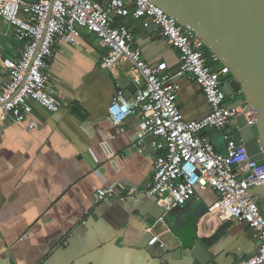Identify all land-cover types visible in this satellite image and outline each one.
<instances>
[{
	"label": "crops",
	"instance_id": "obj_1",
	"mask_svg": "<svg viewBox=\"0 0 264 264\" xmlns=\"http://www.w3.org/2000/svg\"><path fill=\"white\" fill-rule=\"evenodd\" d=\"M116 22L130 29L134 47L147 62L167 65L165 73L179 86L176 104L183 119L205 118L209 107L199 86L177 75L180 54L140 22ZM21 48L0 18V85L7 77L2 61L17 59ZM107 52L87 31L79 33L75 45L57 41L46 69L57 112L33 103L25 121L0 123V264H200L191 257L193 244L213 238L223 224L208 214L217 193L196 189L195 198L164 212L163 224L156 226L167 247L163 251L147 246L154 218L141 211L148 200L144 195L98 200L100 188L143 189L160 155L149 147L150 137L143 153L132 149L139 116L129 117L121 133L110 124L107 107L117 88L128 94L132 87L125 68L101 66ZM203 134L224 152L221 132ZM258 247L248 226L233 222L208 246V264H238Z\"/></svg>",
	"mask_w": 264,
	"mask_h": 264
},
{
	"label": "built area",
	"instance_id": "obj_2",
	"mask_svg": "<svg viewBox=\"0 0 264 264\" xmlns=\"http://www.w3.org/2000/svg\"><path fill=\"white\" fill-rule=\"evenodd\" d=\"M0 18L12 28L13 36L21 44L20 56L4 59L7 72L0 85V123L23 122L36 104L48 112L58 110L54 91L46 74L57 41L76 44L81 31L94 34L107 49L101 66L125 68L132 90L117 88L107 107L110 124L124 131V122L132 116L141 118L132 149L144 152L146 137L149 147L160 153L155 159L151 180L143 189L130 186L119 193L114 188L96 191L98 200L135 199L138 194L154 199L169 212L181 207L195 191L211 189L217 193L211 214L219 224L227 221L245 223L258 239L255 255L238 264H264V215L250 194L252 188L264 184V161H253L245 144L233 139L231 124L245 115L252 125V113L245 105L230 107L222 87L228 71L214 69L217 58L210 54L204 59L203 45L193 32L176 23L162 9L148 0H0ZM131 18L140 22L144 30H155L181 56L178 76H185L200 88L209 107L208 115L199 121L183 119L176 100L179 86L167 75L165 63L147 62L133 45V35L124 23L116 20ZM31 128L37 124L31 122ZM231 130V129H230ZM221 132L224 152L217 151L203 132ZM156 220L148 228V247L167 249Z\"/></svg>",
	"mask_w": 264,
	"mask_h": 264
},
{
	"label": "water",
	"instance_id": "obj_3",
	"mask_svg": "<svg viewBox=\"0 0 264 264\" xmlns=\"http://www.w3.org/2000/svg\"><path fill=\"white\" fill-rule=\"evenodd\" d=\"M103 1L96 0V3ZM148 1L193 32L217 58L212 68L222 66L228 71L230 79L222 87L223 92L227 97L242 95L230 107L245 105L253 116L252 125H248L245 115L236 118L230 126L233 139L245 144L253 161H264V0ZM125 97L129 98V94ZM250 194L264 198V184L252 188ZM141 211L154 218V222L164 214L151 199L143 203ZM232 224V221L223 223L213 238L198 239L191 248V257L200 264L210 263L208 246Z\"/></svg>",
	"mask_w": 264,
	"mask_h": 264
},
{
	"label": "rangeland",
	"instance_id": "obj_4",
	"mask_svg": "<svg viewBox=\"0 0 264 264\" xmlns=\"http://www.w3.org/2000/svg\"><path fill=\"white\" fill-rule=\"evenodd\" d=\"M217 68H219V67H217ZM241 97H242V95H240V94H234V95L228 97V103L232 104L233 102H235L236 100H238ZM263 199L264 198L259 196V195H255L253 197V200L259 203V207L261 208L262 213L264 214V200Z\"/></svg>",
	"mask_w": 264,
	"mask_h": 264
},
{
	"label": "trees",
	"instance_id": "obj_5",
	"mask_svg": "<svg viewBox=\"0 0 264 264\" xmlns=\"http://www.w3.org/2000/svg\"><path fill=\"white\" fill-rule=\"evenodd\" d=\"M203 51H204V59L207 63H209V57H210V53L205 49L203 48ZM210 64V63H209ZM214 66V65H213ZM220 68H222V66H219ZM214 69H218L217 67H214ZM223 80H229L230 77L229 75H226V77L222 78ZM227 101H228V98H227ZM259 206V205H258ZM259 210L260 212L262 213V210L261 208L259 207ZM263 214V213H262ZM264 215V214H263Z\"/></svg>",
	"mask_w": 264,
	"mask_h": 264
},
{
	"label": "flooded vegetation",
	"instance_id": "obj_6",
	"mask_svg": "<svg viewBox=\"0 0 264 264\" xmlns=\"http://www.w3.org/2000/svg\"><path fill=\"white\" fill-rule=\"evenodd\" d=\"M263 200H264V199H263ZM255 203H256L257 205H259V203H258V202H256V201H255Z\"/></svg>",
	"mask_w": 264,
	"mask_h": 264
}]
</instances>
